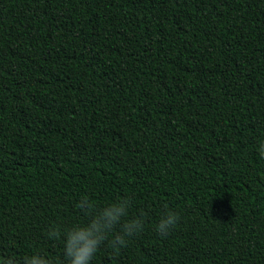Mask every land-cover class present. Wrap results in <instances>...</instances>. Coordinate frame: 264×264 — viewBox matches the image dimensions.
Wrapping results in <instances>:
<instances>
[{"label": "trees", "instance_id": "1", "mask_svg": "<svg viewBox=\"0 0 264 264\" xmlns=\"http://www.w3.org/2000/svg\"><path fill=\"white\" fill-rule=\"evenodd\" d=\"M262 142L264 0H0V258L87 197L144 220L91 264H264Z\"/></svg>", "mask_w": 264, "mask_h": 264}, {"label": "clouds", "instance_id": "2", "mask_svg": "<svg viewBox=\"0 0 264 264\" xmlns=\"http://www.w3.org/2000/svg\"><path fill=\"white\" fill-rule=\"evenodd\" d=\"M264 158V142L258 149ZM131 201L122 198L97 211L95 205L87 198L82 197L76 204L89 220L83 226H75L62 230L60 227H52L48 230L50 239H63V254L68 264H91L93 257L107 241L114 250L126 246L127 238H130L143 230L144 220L142 215L130 220H124L128 216ZM180 217L177 213L168 211L156 225V231L161 237H167L170 231L176 227ZM122 221H124L122 223ZM121 226V230L109 240L113 230ZM0 264H17L12 258H0ZM22 264H52V262L39 254L26 256Z\"/></svg>", "mask_w": 264, "mask_h": 264}]
</instances>
